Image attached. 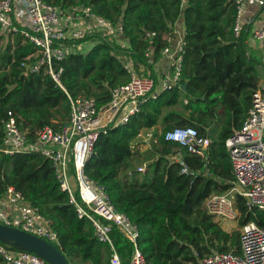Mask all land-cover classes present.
<instances>
[{
  "label": "trees",
  "instance_id": "trees-1",
  "mask_svg": "<svg viewBox=\"0 0 264 264\" xmlns=\"http://www.w3.org/2000/svg\"><path fill=\"white\" fill-rule=\"evenodd\" d=\"M42 1L60 11L89 6L104 19L121 23L129 48L96 42L86 53L69 54L61 62V89L42 71L24 76L20 65L27 58L28 63L34 60L32 44L19 34L0 36L6 38L0 47V140L7 112L16 116L32 141L41 128L67 122L68 97H92L98 108L105 106L111 91L129 80L120 55H128L135 68L148 70L157 83L154 66L167 46L163 35L182 19L185 47L178 85L147 99L126 124L101 134L84 172L104 189L116 211L137 226V247L146 264H198L213 253L239 255V232L224 231L203 208L209 196L223 194L231 186L225 140L241 126L261 74L264 77L261 57L249 53L246 45L250 27L238 38L233 35L234 0H186L184 5L183 0ZM147 33L156 35L150 39ZM183 84L188 95L180 90ZM174 107L180 109L169 110ZM158 125L163 133L193 127L211 140L204 158L182 150V160L193 176L181 174L179 162L168 158L178 146L163 137L143 152L133 150L140 133ZM211 132L217 133L216 138ZM142 164L145 172H137ZM8 187L19 191L48 220L58 236L54 246L69 264H110L111 249L96 239L89 219L78 217L48 160L36 153L1 155L0 195ZM236 207L239 229L248 222L264 229V212H248L239 197ZM110 238L121 264H129L131 245L114 226ZM0 264H4L1 257Z\"/></svg>",
  "mask_w": 264,
  "mask_h": 264
},
{
  "label": "built area",
  "instance_id": "built-area-1",
  "mask_svg": "<svg viewBox=\"0 0 264 264\" xmlns=\"http://www.w3.org/2000/svg\"><path fill=\"white\" fill-rule=\"evenodd\" d=\"M247 3L260 9L262 22L255 25L246 14ZM183 4V1H182ZM235 17L232 26L234 37L238 38L245 28L250 27L251 44H264V0H234ZM24 8L25 19L20 21L18 6ZM254 24V25H253ZM19 34L36 49L34 60L27 58L21 63L24 76L40 71L48 75L56 87L63 89L61 79L63 62L75 52L76 42L94 40L105 42L121 50H128L129 42L121 23H113L93 12L89 6H77L60 11L42 0H0V36ZM155 33H147L153 39ZM167 46L160 55L168 60L167 71L162 82L157 84L144 72L138 75L128 55L123 68L128 74L127 83L111 91L110 101L98 108L92 97L69 98V118L56 127L45 126L38 130L35 138L28 140L26 131L20 129L16 116L7 112L2 126L0 156H13L19 153H36L48 160L62 191L75 206L79 218L86 217L92 222L96 239L109 246L112 251L109 263L121 264L112 245L110 229L115 227L131 245L129 264H146L137 247L139 231L129 218L114 208L104 189L92 181L84 172L85 162L90 156L97 138L117 126L124 125L140 111V106L161 92L177 86L182 74L184 55V32L175 30L163 35ZM147 49L145 57L149 58ZM139 73V72H138ZM186 104L187 101L183 100ZM144 148L158 144L160 138L178 146V152L168 158L179 162L180 173L193 176L182 158V150L204 158L211 144L208 137H201L193 127H176L165 133L153 128L140 134ZM233 181L223 194H213L204 202L206 213L214 221H238L239 212L236 199L244 202L248 212H264V84H260L251 95L250 108L241 126L225 140ZM146 164L137 168L144 173ZM217 222V221H216ZM0 223L37 236L53 245L58 236L35 207H32L13 187H8L0 195ZM218 223V222H217ZM240 254L213 253L198 264H264V229L253 222L240 227ZM0 257L4 264H49L38 256L0 243Z\"/></svg>",
  "mask_w": 264,
  "mask_h": 264
},
{
  "label": "water",
  "instance_id": "water-1",
  "mask_svg": "<svg viewBox=\"0 0 264 264\" xmlns=\"http://www.w3.org/2000/svg\"><path fill=\"white\" fill-rule=\"evenodd\" d=\"M186 87L187 85L183 84L180 86V90L188 95ZM0 243L16 250L32 253L49 264H69L64 255L53 244L1 223Z\"/></svg>",
  "mask_w": 264,
  "mask_h": 264
},
{
  "label": "crops",
  "instance_id": "crops-1",
  "mask_svg": "<svg viewBox=\"0 0 264 264\" xmlns=\"http://www.w3.org/2000/svg\"><path fill=\"white\" fill-rule=\"evenodd\" d=\"M185 2H186V0H183V5L185 4ZM17 9H18V15H19L20 21L22 22L25 19L24 8H23L22 5H19ZM246 14H247V16H249L251 18V20H254L255 25H260L261 24L262 19H261V15H260V9L257 6H255L254 4L247 3V5H246ZM175 30H177L179 32H182V33L184 32V26H183L182 19H179L177 21V23L175 24ZM250 36H251V34L249 35L248 39L246 40V45L248 47V52L249 53L255 52L259 57H261L262 63L264 64V44H258L257 43V44L252 45ZM94 44L95 43H93L92 46ZM80 46H82V44H80ZM90 49L91 48H89L87 50L85 49V51L83 53H86ZM167 68H168V60L166 58H164V57H162L159 60V62H157L156 65L154 66V73H155L156 78H157V83H156L157 84V88L161 84V82L163 80L162 79L163 74L165 73V71H167ZM142 71L150 73L148 70H146L144 68H139L138 72L139 73H144ZM153 129L157 130V131L160 130L162 132V127L160 125L154 127ZM132 148H133V146H132ZM177 152H178V150L175 153H177ZM181 153H183V152H181ZM206 153H207V151H206ZM171 155H173V154H171ZM203 208H204V204H203Z\"/></svg>",
  "mask_w": 264,
  "mask_h": 264
},
{
  "label": "rangeland",
  "instance_id": "rangeland-1",
  "mask_svg": "<svg viewBox=\"0 0 264 264\" xmlns=\"http://www.w3.org/2000/svg\"><path fill=\"white\" fill-rule=\"evenodd\" d=\"M5 42H6V38H4V37L3 38H0V47L4 46L5 45ZM93 43H95L94 40H90V41L83 42L82 43V46L75 48V52L74 53H76V52L83 53L85 51V49L87 50V49L91 48V46H92ZM120 59H121L122 63H124V59L122 57H120ZM137 74L138 75H141V73H138V72H137ZM262 83L264 84V77L261 74V78H260V80L258 82V86L260 84H262ZM179 109H180L179 107H174V108L169 109V110H179ZM216 136H217V133L211 132V137L212 138H216ZM141 141H142V137L139 135L134 140V142L132 143V146H133V150L134 151L143 152V151L147 150V148H144L143 147ZM216 221L219 223V225L221 226V228L224 231H226V232H229V233L234 232V231L235 232H237V231L239 232V230H240L239 227H238V221H235V222H227V221L219 220V219H216Z\"/></svg>",
  "mask_w": 264,
  "mask_h": 264
}]
</instances>
